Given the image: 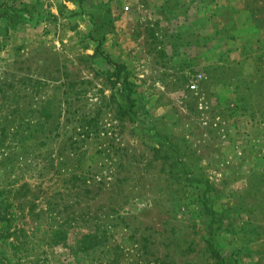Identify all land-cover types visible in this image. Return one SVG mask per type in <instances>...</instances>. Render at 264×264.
Wrapping results in <instances>:
<instances>
[{
    "label": "rangeland",
    "instance_id": "1",
    "mask_svg": "<svg viewBox=\"0 0 264 264\" xmlns=\"http://www.w3.org/2000/svg\"><path fill=\"white\" fill-rule=\"evenodd\" d=\"M38 259L264 264V0H0V264Z\"/></svg>",
    "mask_w": 264,
    "mask_h": 264
},
{
    "label": "trees",
    "instance_id": "2",
    "mask_svg": "<svg viewBox=\"0 0 264 264\" xmlns=\"http://www.w3.org/2000/svg\"><path fill=\"white\" fill-rule=\"evenodd\" d=\"M98 53H100L101 56H103V58L106 60V62L112 66L114 68V75L115 76H120V73L123 69V66L117 62H114L113 60L110 59V57L105 54V52L101 49V44H98ZM128 77V72H125L123 75V78L127 79ZM22 230L21 228L18 229L16 231V233L18 231ZM21 234V233H20ZM62 231L59 232H55L54 234V240L56 243L60 240V237L62 236ZM25 239V238H24ZM107 240V236H106V232L105 231H101L100 233L96 231L91 232V233H86V234H81L78 238V240L76 241L77 245V249L87 252L89 250H94L96 247H99L100 245H103L104 242ZM24 244V242H20L19 243V249L22 247V245ZM18 244H16L17 246ZM214 252V251H213ZM35 264H45L43 261L41 262V260H36Z\"/></svg>",
    "mask_w": 264,
    "mask_h": 264
}]
</instances>
